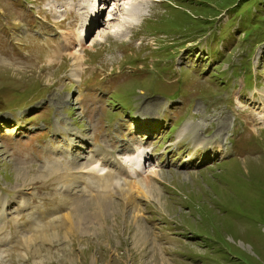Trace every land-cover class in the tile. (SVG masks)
<instances>
[{"label":"rangeland","instance_id":"rangeland-1","mask_svg":"<svg viewBox=\"0 0 264 264\" xmlns=\"http://www.w3.org/2000/svg\"><path fill=\"white\" fill-rule=\"evenodd\" d=\"M145 1L129 23L136 0H0V264H264V0ZM68 32L75 77L70 55L48 59ZM139 137L154 158L115 165ZM100 148L117 153L90 177ZM158 169L148 200L127 194Z\"/></svg>","mask_w":264,"mask_h":264},{"label":"bare ground","instance_id":"bare-ground-1","mask_svg":"<svg viewBox=\"0 0 264 264\" xmlns=\"http://www.w3.org/2000/svg\"><path fill=\"white\" fill-rule=\"evenodd\" d=\"M92 1H95V0H92ZM120 1V0H119ZM125 4H128V3H124L123 6H125ZM131 4V3H130ZM147 4L148 2L145 1V0H136V2L132 5H129L127 8H124V12L125 15H127L129 17V23H135V22H139L141 20V18L144 16L145 14V9L147 7ZM102 5V6H101ZM109 9V7H106V5H104L103 3L102 4H99L97 6V13L102 16H104V14L107 12V10ZM115 12H121V10L119 9L118 5L117 7L114 9ZM88 13V12H87ZM94 12L90 13L89 12V15H87V29H89L90 31L89 32H93L96 30L97 27H95V25H97L98 23V19L96 17L97 13L96 14H93ZM98 15V17L100 16ZM56 22V27H58L59 25L62 24V21L60 22L59 20L58 21H55ZM76 20L73 22V25L76 24ZM102 23V22H101ZM100 23V24H101ZM99 24V25H100ZM98 25V26H99ZM76 26V25H75ZM60 32V30H58ZM72 34H74V32H68V33H63L61 36H62V41L61 42H58V44H54V47L52 48L51 52H50V56L48 57L49 61L50 62H53L55 61L56 58L58 57H62L64 54L68 56L70 55V57L72 58V63H71V69H70V76L72 77H75V76H78L80 74V72L83 70V68H81L83 65H84V58L82 55H80L78 53L79 49L77 48L78 47V43H76V40L74 39V36H72ZM85 35V32L82 33V37H84ZM107 36V33H103V35H98V40L99 41H102L104 39V37ZM81 40V36L78 37V41ZM86 44L84 45H80V48H84ZM90 47H94V44H91L89 45ZM87 48H88V45H87ZM71 50H75L74 52H72ZM6 57L8 58L9 56L7 54H0V57ZM52 66L54 67L55 65L52 64ZM51 66V67H52ZM258 99H260L258 97ZM244 97L240 96L239 97V103L242 104V102L244 101ZM258 102L256 99L252 102V106L254 108H257L259 105H258ZM238 103V104H239ZM260 104V102H259ZM264 105V102L261 103ZM262 109L264 110V107H262ZM264 119V118H263ZM153 123V124H151ZM142 128H144V130L147 132H152L153 131V128L155 127L156 124L158 125H161L163 124L162 122V119H158L157 122H152V121H147V122H144L142 123ZM247 124L251 127H254V126H257L259 123H257V119L256 117L250 115V120L247 122ZM254 125V126H253ZM203 129L202 128H197L193 133H192V140L194 141L195 143V147L198 148V147H205V146H208L210 145L209 143V140L207 137L204 136L203 134ZM185 132L184 134H186V132L188 131H183ZM184 134H182L184 136ZM189 134V133H188ZM75 136V138L77 140L81 139L79 137H77V135H73ZM187 134L184 136L186 137ZM141 141V137L139 138H136L134 140H131V142L129 144H126V145H122L120 147V150L118 152L119 156L120 157H125V161L124 162H121V161H116V162H113L115 165H119L121 167H124L128 170L131 169L132 166H141L143 162H148V161H151L153 157V155H155V149H152L150 153H144V150L145 149H150L151 146H152V142H140ZM136 145V147H135ZM213 147H216L218 149V153H221L223 151V148H224V145L223 143L221 142L220 138H218L217 140L214 141L213 143ZM74 150V147L72 148V151ZM117 151L112 149L108 152H105L104 149H101L97 151L96 153V157L92 158L91 160L88 161V164H87V172L85 174L89 175L90 177H93L92 175L95 173L94 170L95 168L93 167L94 166V163L97 162V163H102L104 165H108L109 162L111 161L110 158H108L107 156H111L116 154ZM214 153V151H213ZM67 155H64L62 157L66 158ZM84 158H75V159H72L70 161V165L71 166H79L80 165V162L81 160H83ZM112 162V161H111ZM112 174V173H111ZM108 174V178H104L103 176H99L97 178H95L96 181V184L97 185H100V183L102 182L103 185L105 187H107L108 189L113 186L114 184L111 182L113 178H115V174ZM119 175L122 176V173L119 172ZM161 177V170L158 169L156 171H152V173L149 175V178L147 177V181H145L144 183L141 181H133L132 183H128L127 186H128V192L127 193L129 196H133V192H137V195H140L142 196L143 198H146L147 200L149 199V191H152V190H155L156 188L154 187V185H152V183H159L160 180L159 178ZM81 178L80 177H77L74 179L75 182H77L78 180H80ZM127 181H125L126 183ZM93 188V185L92 187ZM124 191V190H123ZM109 201L108 198L106 196H102L100 195V199L99 198H94V200L92 201H89L87 203L83 202L82 203H78L79 207L81 208V210H83V206H86L87 205V208L88 207H91V206H99V207H102L104 205V201ZM103 204V205H102ZM108 203H106L107 205ZM105 205V206H106Z\"/></svg>","mask_w":264,"mask_h":264}]
</instances>
